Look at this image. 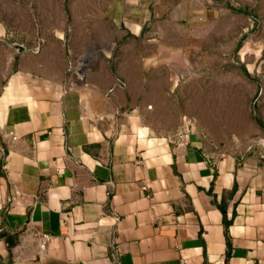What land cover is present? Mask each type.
I'll return each mask as SVG.
<instances>
[{
    "label": "crops",
    "instance_id": "obj_1",
    "mask_svg": "<svg viewBox=\"0 0 264 264\" xmlns=\"http://www.w3.org/2000/svg\"><path fill=\"white\" fill-rule=\"evenodd\" d=\"M213 1L77 0L111 42L80 82L62 25L15 49L0 68V264H264V130L245 98L209 105L197 85L216 66Z\"/></svg>",
    "mask_w": 264,
    "mask_h": 264
},
{
    "label": "rangeland",
    "instance_id": "obj_2",
    "mask_svg": "<svg viewBox=\"0 0 264 264\" xmlns=\"http://www.w3.org/2000/svg\"><path fill=\"white\" fill-rule=\"evenodd\" d=\"M214 1L215 7L220 8V14H216L215 25H212L211 31L202 38L211 41L206 43L204 51L215 57L216 66L213 72L204 75L206 78H200L197 84L200 87H212L214 90L202 95V98H210L209 105L215 103L219 106L225 104L228 98H231L233 103L236 102L235 99L245 98L250 110V122H255L254 113L262 121L264 119V0ZM76 2L77 0H0V19L6 23V32L0 39V68L7 69L15 52V48L10 47L9 43L23 44L27 48L36 46L40 48L48 40L57 38L56 29L58 25H62L63 51L69 63L68 77L70 81L78 82V75H73V72L80 63L89 59L97 62L103 54L104 47L111 42L109 37L100 38V32L95 31L92 22L94 16L89 22L85 16L73 14L71 8L80 6ZM244 7L247 8L246 14L237 11ZM104 18L103 35L104 32L109 33L112 29ZM243 50H247V53L244 61L240 62L238 58ZM223 59L225 63H222ZM228 59L230 63L227 62ZM92 66L89 63L85 68L91 69ZM241 66L251 70L250 74L254 80L244 74ZM229 68L230 76L227 71ZM255 68L259 70L258 73Z\"/></svg>",
    "mask_w": 264,
    "mask_h": 264
},
{
    "label": "water",
    "instance_id": "obj_3",
    "mask_svg": "<svg viewBox=\"0 0 264 264\" xmlns=\"http://www.w3.org/2000/svg\"><path fill=\"white\" fill-rule=\"evenodd\" d=\"M9 46L17 49L20 52L28 50L23 45H20L17 43H9ZM254 120L260 126V128L264 130V123L262 121H260V119L258 118V116L255 113H254ZM262 146L264 147V140L262 141Z\"/></svg>",
    "mask_w": 264,
    "mask_h": 264
},
{
    "label": "trees",
    "instance_id": "obj_4",
    "mask_svg": "<svg viewBox=\"0 0 264 264\" xmlns=\"http://www.w3.org/2000/svg\"><path fill=\"white\" fill-rule=\"evenodd\" d=\"M246 9H247V8L244 7L243 9H239V10H237V11L246 14ZM234 11H236V10H234ZM238 45H239V44H238ZM241 69H242V71L244 72V74H245L249 79L254 80V78L251 76V74L246 70V68H245L244 66H241Z\"/></svg>",
    "mask_w": 264,
    "mask_h": 264
}]
</instances>
